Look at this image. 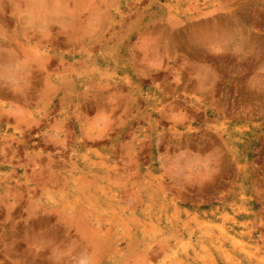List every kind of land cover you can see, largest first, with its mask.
I'll use <instances>...</instances> for the list:
<instances>
[{
  "label": "rangeland",
  "instance_id": "rangeland-1",
  "mask_svg": "<svg viewBox=\"0 0 264 264\" xmlns=\"http://www.w3.org/2000/svg\"><path fill=\"white\" fill-rule=\"evenodd\" d=\"M0 264H264V0H0Z\"/></svg>",
  "mask_w": 264,
  "mask_h": 264
},
{
  "label": "bare ground",
  "instance_id": "bare-ground-1",
  "mask_svg": "<svg viewBox=\"0 0 264 264\" xmlns=\"http://www.w3.org/2000/svg\"><path fill=\"white\" fill-rule=\"evenodd\" d=\"M124 11V10H123ZM189 20H190V18H189ZM193 20V19H192ZM195 20V19H194ZM196 21V20H195ZM172 22V21H171ZM191 23V22H190ZM190 23H188L189 25H190ZM197 23V22H196ZM175 23H173V25H174ZM198 24V23H197ZM197 24H195V25H197ZM172 25V26H173ZM179 25V24H178ZM193 24L191 23V25L190 26H192ZM188 26V25H187ZM178 26H176V28H177ZM180 27V26H179ZM189 27V26H188ZM49 28V27H48ZM171 28V27H170ZM181 28H182V26L180 27V30H181ZM183 28H186V26L185 27H183ZM172 29V28H171ZM177 30H179V29H177ZM47 31V30H46ZM175 31H176V29H175ZM183 31V30H182ZM176 33V32H175ZM42 38V37H41ZM66 43V42H65ZM37 44H39V43H37ZM61 44V43H60ZM64 45V44H63ZM17 46H18V44H17ZM17 48V47H16ZM58 64H60V63H58ZM110 83V82H109ZM130 84V83H129ZM116 86V85H115ZM114 88V87H113ZM2 89V88H1ZM115 91V90H114ZM101 92V91H100ZM112 93V92H111ZM122 93V92H121ZM109 94V93H108ZM113 95H115V94H113ZM115 97V96H114ZM107 104V103H106ZM110 107V106H109ZM48 182V181H47ZM52 221V220H51ZM153 255V254H152Z\"/></svg>",
  "mask_w": 264,
  "mask_h": 264
}]
</instances>
